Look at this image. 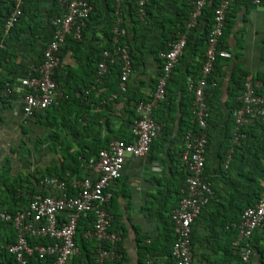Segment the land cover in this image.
<instances>
[{"label":"crops","instance_id":"0c3cea01","mask_svg":"<svg viewBox=\"0 0 264 264\" xmlns=\"http://www.w3.org/2000/svg\"><path fill=\"white\" fill-rule=\"evenodd\" d=\"M121 1L119 12L124 18L127 41L138 62L128 80L126 96L111 99L112 79L107 77L102 81L96 75L102 50L108 45L116 4L110 0H90L94 8L91 18L80 40L69 38L61 47L55 79L70 95L72 103L65 105V112L59 114L58 119L85 117L91 121L87 132L91 128L92 134L80 139L67 128L61 132L59 140L52 142L48 137L50 129L44 126L47 117L44 111H37L41 118H28L23 114L26 89L21 81L37 73L42 52L53 37V20L62 13L59 0H27L23 17L7 35L2 26L12 9V0H0V211L15 207L10 200L13 185H19V192L54 194L40 181L33 185V180L46 174L48 168L53 171L63 160L64 151H87L86 145L94 140L95 144L108 143L116 139L115 135L131 137L133 123H129V119L134 116L130 112L137 114L131 100L151 99L160 72L159 58H162L161 53H156L157 46L169 21L177 18L179 10L184 11L191 0H161L160 6L153 9L143 24L137 22L133 9L135 0ZM231 11L234 16L226 41L227 51L231 54L225 68L227 77L237 71L263 79L264 5L239 0L231 5ZM203 27L202 22L197 33H201ZM197 62L190 55L182 67L186 70ZM228 82L226 78L212 112L216 120L222 118L220 125L211 127L205 163V176L214 190L212 199L192 225L193 264H240L236 224L242 211L253 206L264 190V178L256 177L252 163L253 147L264 139V131L256 140H251L252 146L244 145L242 150H237L230 164L224 167L223 147L230 129L227 121ZM180 112L178 108L177 121L181 118ZM183 117L187 119L186 114ZM78 123L73 125L77 132L86 125L84 121ZM170 142L155 145L143 158L127 157L120 179L113 183L114 196L109 211L115 217V226L122 229L119 249L123 256L121 261L109 264H174L166 252L171 250L172 213L178 205L184 170L178 163L172 165L169 156L182 146ZM256 178H259L261 188L259 196L255 191ZM14 239V230L0 223V250ZM249 243L252 249L249 264H264V231L255 232ZM139 245L151 247L150 252H141ZM79 256L75 264L88 262L86 253ZM0 264H5L2 256Z\"/></svg>","mask_w":264,"mask_h":264},{"label":"built area","instance_id":"2783aa9c","mask_svg":"<svg viewBox=\"0 0 264 264\" xmlns=\"http://www.w3.org/2000/svg\"><path fill=\"white\" fill-rule=\"evenodd\" d=\"M148 1L136 0V13L141 20L145 19V5ZM207 1L192 2L184 30L170 43L168 51L162 54L164 60L162 73L151 99L136 105L139 118L135 119L130 129V141L119 139L110 141L95 155L81 159L82 166L88 172L86 176L80 178L67 176L66 179L43 177L40 184L54 191V194L26 193L29 201L25 209L15 212L0 211V220L11 224L16 233L14 242L6 246L7 252L14 258V264H28L29 258L33 255H37L40 260L50 259V264H67L78 254V246L74 241L78 222L81 218L87 219L89 216H92V222L83 237L95 242V264H107L122 259V254L117 249L121 234L120 231L111 229L113 218L108 212V204L112 198L111 186L120 178L126 158L147 156L151 144L160 135L162 124L154 120L153 112L164 100L170 73L178 63L187 36L197 26L202 8ZM232 1L221 0L215 8L214 22L207 37L200 76L196 80L192 78L187 80L188 89L193 94V122L197 129L185 133L180 153L187 176L181 189V199L172 213L175 240L171 256L175 264H193L192 225L213 195L212 183L202 176L208 144L206 120L209 116V107L206 96L209 93L208 86L209 88L216 86L215 82H209L216 59L231 57L228 51L219 48V39L224 28L226 10ZM252 3L260 6L264 5V0H252ZM115 4V18L111 26L112 47L102 51L98 72L102 74L108 65L119 64L121 74L118 89L119 93H124L132 74V67L129 47L121 42L126 30L119 12V0H115ZM23 5L24 0H12V9L2 26L4 35L20 21ZM59 5L62 13L53 20V37L42 52V60L37 69L38 75L21 81V85L26 89L23 114L28 118L33 117L37 111H43L67 99V94L54 79L55 70L60 64L61 47L68 36L74 40L81 39L83 29L94 10L88 0H59ZM259 89H264L260 80L249 73L243 77V88L237 97L240 106L232 111V143L235 145L245 138L243 127L250 118H258L264 122V96L258 93ZM117 94H113L111 99H116ZM230 160L229 153L224 167L228 166ZM236 227L240 264H249L252 253L249 240L255 232L264 231V190L253 206L242 211ZM29 237L46 238L49 242L34 245L29 243Z\"/></svg>","mask_w":264,"mask_h":264},{"label":"trees","instance_id":"16d2710c","mask_svg":"<svg viewBox=\"0 0 264 264\" xmlns=\"http://www.w3.org/2000/svg\"><path fill=\"white\" fill-rule=\"evenodd\" d=\"M88 1H90V0H88ZM110 1L113 2V4L115 3V0H110ZM193 1L194 0H191L190 4L186 5L184 11L179 10L177 18L169 21L168 24H170V25L168 27H166L164 37L159 42V44L157 46L156 53L163 54L166 51H168L170 43H172L174 40H176L178 34L184 30L185 23H186V20L188 18L189 12L191 10ZM220 1L221 0H208L206 2L205 6L202 8L201 16L199 18L197 26L195 28H193L187 36L186 45H185V48L183 50V53H182L181 57L179 58L178 63L176 64V66L171 71L170 76L167 80L164 100L159 103L158 107L153 112V118L156 122L162 124V130H161L160 135L157 137V139H155L153 141V143L151 144L150 149L155 147V145L161 146V145L168 143L169 141H171L170 142L171 145H174L177 143V144H181V146H182L185 133L188 130L196 131V129H197L195 123L193 122V113H192L193 94L188 89L187 80H188V77L196 80L200 76V70H201V67H202L204 59H205L207 37L209 35V32H210V30L213 26V22H214L213 21L214 10ZM237 1H239V0H233L232 2H230L229 6L226 10L224 28L222 31V36L219 39V48L224 49L226 51L228 50V47L226 45V41L229 37V34L231 33V28H232V24H233L232 19L234 16L233 12L231 11V5ZM244 1H246V3H249V4H253L252 0H244ZM119 2H120L119 7L121 8L122 7V1L119 0ZM25 3L27 5V0H24L22 17H23V14L25 12ZM160 3H161V0H149L145 5V12H146L145 19L141 20L138 18L137 13H136L137 5H136V0H135V4L133 6V9H134L135 15L137 16V18H136L137 22H139L141 24L146 22V20L149 18V16L152 15L153 9L158 8L160 6ZM90 18H91V15H90L89 19ZM202 22L204 23L203 31L201 33H197L198 26ZM87 23H88V21H87ZM87 23H86V25H87ZM122 23H123V26L126 30V34L122 38L121 42L126 43L129 47L130 58H131V67L133 70L134 66L138 62L136 60V57L133 53L131 46L129 45V43L127 41V29H126V26L124 23L123 15H122ZM111 26H112V23H111ZM111 26H110L108 37H107L108 38V45L103 50L110 49L112 47ZM84 29H83V31H84ZM82 34H83V32H82ZM69 38H71V37L68 36L66 38L65 42ZM101 55H102V53H101ZM190 55L192 57H194V59L198 60V62L196 63V65L192 64V66L187 67L185 70L182 67V64L186 61L187 57ZM159 61L161 64L160 65V72H159V75L156 79L155 85L158 81V78L161 76L162 66H163L164 60H163V58H159ZM229 63H230V59L217 58L215 63H214L212 72L209 76V82H211V81L215 82L216 86L214 88H209V86H208L209 93L206 96V103H207V106L209 107V116L206 120L207 121L206 135L208 138V144H207L206 154H205V163H206V155H207V150H208V145H209V140H210L209 137H210V133H211L210 132L211 127H214V128L217 127V125H220L221 121H222V118H220V117H218L219 119H217V120L215 118H213L212 112L214 109V103H216V100L219 99V95L221 93L222 87L224 86V82H225L226 78H228V81H229L228 85H227V92H228L227 105H228V109H229L228 115H227L228 116L227 121H228V123H230V125H229L230 129H229V132L228 131L226 132L225 141H227V142L225 143V146L223 147L222 159L224 160V162L226 160L227 154L230 153L231 160H232L234 153L237 150H240V149L242 150L244 145L247 148L252 146L253 141L251 142V140H254V139L256 140L260 136V132L264 131V122L263 121H261L258 118H250L249 121L247 122V124L244 125V127H243V132L245 134V138L241 139L239 144H237V145L232 143V129H233L232 111L240 106V103H239L237 97L239 96V94L241 93L242 88H243V77L248 73H243V72L237 73V71H232V73L227 77V72H226L227 70L225 68L228 67ZM193 68L196 70L195 72H193ZM55 73H56V70H55ZM120 74H121V67L119 64L108 65L106 71L102 74H99L98 65H97V74L96 75L99 77L100 80L104 81V80H106L107 77L112 79V85H111V88L109 90L110 91L109 95L112 96L113 94L118 93L116 99H118L119 97H123V96L125 97L126 96V92L119 93L118 87H119V82H120ZM37 75H38L37 73L34 74V76H37ZM55 78L56 77L54 74V79ZM255 79H257V78H255ZM257 80H260L264 85V78L263 79H257ZM55 81H56V79H55ZM56 83H57V81H56ZM154 88H155V86H154ZM258 93L262 94L264 96V89H259ZM67 96H68L67 99L61 101L58 105H52V106L48 107L47 109L43 110L47 114L46 122H45L44 126L47 127L48 129H50V134L48 135V137H49V139L52 140V142L59 140L62 137L61 132H63L64 130H67V128H68L69 132L73 131L75 136H77L80 139L82 137H88L92 134L91 128H90V132H87V130L90 127L91 121H89L85 117L81 118V117H78V115H77L74 118H71V117L66 118L65 117L66 119H64V117H62L61 119H58L57 116L59 114L63 113V111L65 112V105L72 104L70 101V98H69L70 95H67ZM84 102H86V101H84ZM131 102H133V108L136 110V105L142 101L131 100ZM178 108L181 110V112H180L181 118H179V121H177V115H176ZM49 109H50V111L52 110L51 113L49 112ZM130 113L133 114L135 119L139 118V115L134 114L132 111ZM183 114H186L187 119H185L183 117ZM33 116H37L38 118H41L42 115L39 112H35ZM99 117H100V115H99ZM77 118H80V119H77ZM134 118L132 120L129 119V123H133V121L135 120ZM82 121L86 122L87 126L85 125V127H81L83 129H81V131L77 132V130L75 128H73V125L77 122H79L78 124L80 125ZM174 124H175V127H174ZM227 127H228V124H227L226 128ZM74 129L76 130V132ZM174 131H176V132L174 133ZM172 135H174V136L171 138ZM115 136H116L115 137L116 139L124 140L126 142L130 141V136H119V137H117V135H115ZM37 141L40 143V140H37ZM95 142L96 141L94 140L92 144L86 145L87 151H84L83 149L78 150L76 152L64 151L63 160L60 162V164L58 166H55L53 171H51V169L48 168L46 174L43 173V174L39 175V177H35L33 180V185L34 184L37 185L39 183V181L44 177L43 175L53 176V177H57L59 179H66L67 176H75L78 178L82 177L83 175L85 176L87 170L84 168V166H82L81 159H87L88 157L95 155L99 149L106 147L110 141L108 143L100 142L99 144H95ZM230 149H231V151H230ZM181 151H182V147L180 149L177 148L176 152L173 155L170 154L169 156L171 158L172 165L178 163L181 165V170L182 169L184 170L183 175L181 172V177H183V184H184L187 173H186L184 165L181 161V157H180ZM262 159H264V139L260 142V144L258 146L253 147V150H252V163L254 166V171L256 172L255 175H256V177L258 176V177L264 178V165L262 164ZM231 160H230V162H231ZM230 162H229V164H230ZM205 167H206V164H204L202 176L205 180H208L207 177L205 176ZM83 170H85V171H83ZM36 174H39V173L36 172ZM33 177H34V175H33ZM118 179H120V178H118ZM258 179L259 178H256L254 180V182L256 184L255 185V191H256L257 195L259 196L261 188L259 187ZM183 184H181V186H180V191L183 187ZM18 186L19 185H13L12 189L10 191L11 192L10 200L14 202L15 207L8 208L7 209L8 212H15L17 210H23L26 208L27 203L29 201V199L26 196V193H28L29 195L30 194L31 195H33V194L47 195V193H45L43 191H39L37 193L27 192V191H25V192L20 191L19 192ZM112 187H113V184L111 186L112 198L108 204V212L110 214H111V212L109 211V206L111 205V202H112V199L114 196ZM212 188H213V185H212ZM72 193H73V191H72ZM212 197H213V195H212ZM212 197L210 198V200L212 199ZM180 199H181V192H180L179 200ZM179 200H178V202H179ZM112 218H113V221H112L111 229L114 231H120V234H122V229L115 226V217L113 215H112ZM91 222H92V216H89L87 219L81 218L79 220L77 228H76V232L74 235V241H75L76 245L78 246V254L76 256L72 257L67 264H71V262L73 260H74V264H75V261H77V259L79 260V257H80L79 254L81 255V254H83V252L86 253L87 260H88V262L85 261V263L86 264H95V258H96L95 242L93 240L86 239L83 237L84 232L88 229V227H90ZM0 223L8 225L9 227H11L13 229L12 225L9 223L3 222L1 220H0ZM172 224H173V220H172ZM173 227H174V224H173ZM14 233H15V231H14ZM191 238H192V235H191ZM14 240H13V242H14ZM174 240H175V233H174V236L171 240V248H170L171 250H172V244H173ZM28 241L30 244H34V245L35 244L36 245L37 244H47L49 242L48 239L40 238V237H29ZM13 242H11V243H13ZM8 244H10V242L9 243L7 242L5 245L2 246V249L0 250V256H2L3 260H5V264H14L13 256L10 255L6 249V246ZM119 248L120 247H119V243H118L117 249L123 256V253H122L121 249H119ZM139 250H141V252H143V253H149L151 250V247L146 246V245H139ZM171 250L166 252V254L172 258ZM119 261H121V260H119ZM109 263L110 262H107V264H109ZM173 263L175 264L174 259H173ZM28 264H50V259L40 260V259H38L37 255H33L29 258Z\"/></svg>","mask_w":264,"mask_h":264}]
</instances>
